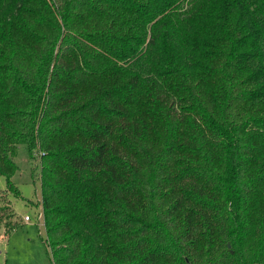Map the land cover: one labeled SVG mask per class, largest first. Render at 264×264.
<instances>
[{
	"label": "trees",
	"instance_id": "1",
	"mask_svg": "<svg viewBox=\"0 0 264 264\" xmlns=\"http://www.w3.org/2000/svg\"><path fill=\"white\" fill-rule=\"evenodd\" d=\"M20 146L54 264H264V0H0Z\"/></svg>",
	"mask_w": 264,
	"mask_h": 264
},
{
	"label": "rangeland",
	"instance_id": "2",
	"mask_svg": "<svg viewBox=\"0 0 264 264\" xmlns=\"http://www.w3.org/2000/svg\"><path fill=\"white\" fill-rule=\"evenodd\" d=\"M15 162L19 170L12 182L19 193L9 190L6 177L0 176V264H54L44 225L41 165L30 161L25 146L19 147Z\"/></svg>",
	"mask_w": 264,
	"mask_h": 264
},
{
	"label": "built area",
	"instance_id": "3",
	"mask_svg": "<svg viewBox=\"0 0 264 264\" xmlns=\"http://www.w3.org/2000/svg\"><path fill=\"white\" fill-rule=\"evenodd\" d=\"M43 217H44V215H43ZM25 221H26V222H31V217H30V216H26V217H25Z\"/></svg>",
	"mask_w": 264,
	"mask_h": 264
}]
</instances>
